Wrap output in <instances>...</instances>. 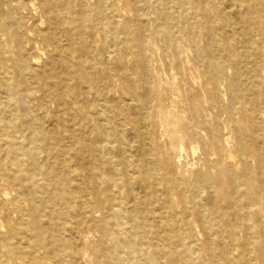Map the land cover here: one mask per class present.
Segmentation results:
<instances>
[{"label": "rangeland", "instance_id": "374dc122", "mask_svg": "<svg viewBox=\"0 0 264 264\" xmlns=\"http://www.w3.org/2000/svg\"><path fill=\"white\" fill-rule=\"evenodd\" d=\"M80 9L93 23L55 70L64 86L42 88L32 71L54 57L32 64L29 33L40 42L46 25L25 11L16 25L0 0L6 247L23 213L52 264H264V0ZM19 191V214L3 213Z\"/></svg>", "mask_w": 264, "mask_h": 264}, {"label": "bare ground", "instance_id": "6f19581e", "mask_svg": "<svg viewBox=\"0 0 264 264\" xmlns=\"http://www.w3.org/2000/svg\"><path fill=\"white\" fill-rule=\"evenodd\" d=\"M83 1L87 0H7L9 9L14 16L13 21L15 20L16 25L21 24V19L19 17L23 11H25L34 22H36L34 19L35 16L39 15L42 19V24L45 23L43 25H46L40 36V42L42 44L38 39L36 41V38H33L31 32L29 33V37H31L30 40L34 43V49L38 54V57H34L31 60L32 64L37 63V61L40 60L41 55L44 56V54L54 57V60L50 64L43 67L44 69H34L32 71L34 75L38 76L40 80H42V88L46 86H49L50 88L64 86L63 81L57 77V72H55V70L66 67V59H70L71 61L75 58V56H77L76 53L78 50H81V46H79L77 41H79L86 34L84 26H90L93 23L91 17L92 14L89 16V13L84 14L83 10L81 12L80 4ZM234 6L238 9L239 14H247L245 9H242L241 5L235 4ZM229 13L230 16H234L232 11H229ZM9 15L12 16L11 14ZM238 21L244 28L246 26H253L256 23V19L247 20L245 17H241ZM95 25L99 26V23H94L90 28L94 29ZM37 42H39L41 46H38ZM3 77L6 78V76ZM7 86L8 83L6 84V88ZM53 98L56 102H58L56 97ZM21 178L23 180L26 179L25 175H22ZM140 182L148 187H150V185H155V188L158 189V184L156 183L157 181L151 182V180L146 181V179H142ZM17 195L19 196L13 200L12 207L5 208L4 206L2 208L3 213L8 211V213L13 212L16 216L19 214V208H21V191H19ZM19 220H22L20 227L23 231L19 233L21 235L19 240L20 247L15 249L7 248L6 238L0 230V264H52L53 261L48 255L51 243L47 241V243L40 244V247H38L32 240L31 231H27L29 230V224L25 222L26 218L23 213L21 214V217H19ZM2 225L3 224H1L0 227ZM9 227L11 232L16 229L13 226ZM75 229H73V233H77ZM38 248H44L46 257L42 256L39 258L32 255V253V257L29 256V249L33 252L37 251Z\"/></svg>", "mask_w": 264, "mask_h": 264}]
</instances>
